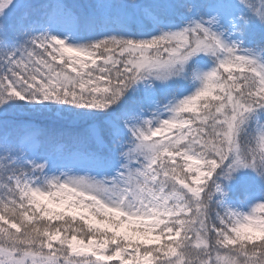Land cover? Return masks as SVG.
I'll return each instance as SVG.
<instances>
[{
  "label": "snow or ice",
  "instance_id": "6c2138e0",
  "mask_svg": "<svg viewBox=\"0 0 264 264\" xmlns=\"http://www.w3.org/2000/svg\"><path fill=\"white\" fill-rule=\"evenodd\" d=\"M0 264H264V0H0Z\"/></svg>",
  "mask_w": 264,
  "mask_h": 264
}]
</instances>
